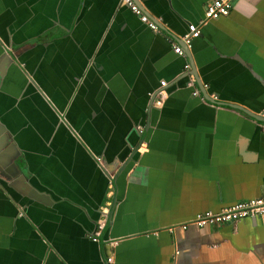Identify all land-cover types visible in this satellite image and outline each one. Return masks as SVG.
Segmentation results:
<instances>
[{"label":"crops","instance_id":"1","mask_svg":"<svg viewBox=\"0 0 264 264\" xmlns=\"http://www.w3.org/2000/svg\"><path fill=\"white\" fill-rule=\"evenodd\" d=\"M207 1L0 0V264H264V215L180 225L264 194V0Z\"/></svg>","mask_w":264,"mask_h":264},{"label":"built area","instance_id":"2","mask_svg":"<svg viewBox=\"0 0 264 264\" xmlns=\"http://www.w3.org/2000/svg\"><path fill=\"white\" fill-rule=\"evenodd\" d=\"M134 14H136L139 19L144 22L150 29L158 31V25L152 21L148 16L142 11V9L137 5L134 0H121ZM231 0H208L204 8V17L206 19H216L221 16H226L231 10ZM200 34L198 26L189 23L187 27V32L181 37L184 44L187 46L190 44L191 39L197 37ZM173 50L175 53L181 54L182 48L178 44L173 45ZM188 64H184V70H187ZM161 85L165 84V81L160 82ZM196 93V91H194ZM212 98L215 96L212 94ZM264 131V127H263ZM107 212L104 211V217L97 222L96 231L94 232L92 238L95 241H99V236L101 232L105 229ZM264 215V194L259 197H254L245 200L236 201L228 206H224L219 211L205 210L195 214L188 221L181 223L182 228H186L190 224L196 226H212L224 222H232L241 218H255L257 216ZM108 241L113 245L117 244L115 238H110ZM111 255L104 256L106 262H111Z\"/></svg>","mask_w":264,"mask_h":264},{"label":"water","instance_id":"3","mask_svg":"<svg viewBox=\"0 0 264 264\" xmlns=\"http://www.w3.org/2000/svg\"><path fill=\"white\" fill-rule=\"evenodd\" d=\"M134 1H135V0H134ZM137 5L139 6V4H137ZM183 46H187V45L183 43ZM183 46H182V48L184 49V47H183ZM184 52H185V53H187V51H186V50H184ZM212 102H214V103H218V102H216V101H212ZM233 107H236V106H233ZM252 116H253V115H252ZM110 217H111V215H110V213H109V215H108V218H109V219H107V218H106V221H108V222H109V220H110Z\"/></svg>","mask_w":264,"mask_h":264},{"label":"flooded vegetation","instance_id":"4","mask_svg":"<svg viewBox=\"0 0 264 264\" xmlns=\"http://www.w3.org/2000/svg\"><path fill=\"white\" fill-rule=\"evenodd\" d=\"M107 213H109V212L107 211ZM107 217H108V214H107Z\"/></svg>","mask_w":264,"mask_h":264}]
</instances>
